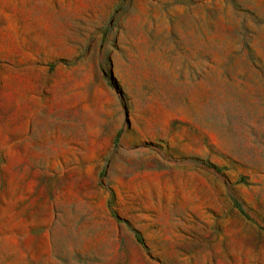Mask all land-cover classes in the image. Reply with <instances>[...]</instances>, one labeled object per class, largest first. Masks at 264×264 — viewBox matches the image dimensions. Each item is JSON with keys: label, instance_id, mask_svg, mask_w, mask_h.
<instances>
[{"label": "rangeland", "instance_id": "374dc122", "mask_svg": "<svg viewBox=\"0 0 264 264\" xmlns=\"http://www.w3.org/2000/svg\"><path fill=\"white\" fill-rule=\"evenodd\" d=\"M0 264H264V0H0Z\"/></svg>", "mask_w": 264, "mask_h": 264}]
</instances>
